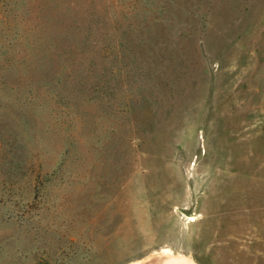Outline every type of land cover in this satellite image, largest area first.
I'll return each mask as SVG.
<instances>
[{
	"label": "rangeland",
	"instance_id": "obj_1",
	"mask_svg": "<svg viewBox=\"0 0 264 264\" xmlns=\"http://www.w3.org/2000/svg\"><path fill=\"white\" fill-rule=\"evenodd\" d=\"M179 258L264 264V0H0V264Z\"/></svg>",
	"mask_w": 264,
	"mask_h": 264
},
{
	"label": "bare ground",
	"instance_id": "obj_2",
	"mask_svg": "<svg viewBox=\"0 0 264 264\" xmlns=\"http://www.w3.org/2000/svg\"><path fill=\"white\" fill-rule=\"evenodd\" d=\"M162 254L164 256H166V258L168 257V259H169V256H170L171 253L167 249V250H163ZM171 261L172 260H167V261L162 262L161 264H194L190 260H186V259L181 260L180 258L178 260L174 261V262L173 261L171 262Z\"/></svg>",
	"mask_w": 264,
	"mask_h": 264
}]
</instances>
